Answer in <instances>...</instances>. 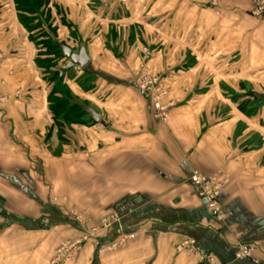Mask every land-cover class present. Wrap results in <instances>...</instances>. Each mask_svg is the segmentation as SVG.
<instances>
[{
  "label": "crops",
  "instance_id": "0c3cea01",
  "mask_svg": "<svg viewBox=\"0 0 264 264\" xmlns=\"http://www.w3.org/2000/svg\"><path fill=\"white\" fill-rule=\"evenodd\" d=\"M45 1L58 43L90 59L64 84L101 122L86 114L59 132L37 41L15 0H0V264H51L112 213L121 223L62 264H203L201 251L218 264H264V21L253 5ZM149 72L169 88L167 123L139 88ZM193 169L225 180L224 220L207 210ZM123 235L135 238L113 248ZM187 240L193 253L178 251ZM240 245L251 257L236 258Z\"/></svg>",
  "mask_w": 264,
  "mask_h": 264
},
{
  "label": "built area",
  "instance_id": "2783aa9c",
  "mask_svg": "<svg viewBox=\"0 0 264 264\" xmlns=\"http://www.w3.org/2000/svg\"><path fill=\"white\" fill-rule=\"evenodd\" d=\"M223 0H211V5L215 8L221 5ZM253 5L252 15L260 17L264 21V0H246ZM219 16V12L216 13ZM150 98L152 107L154 109V115L156 120L161 123H167L169 121L170 108L169 105L164 103L165 98L169 95V88L165 84L161 83L159 77L152 75V73H146L140 83L139 87ZM6 98L0 99V104L4 103ZM190 181L198 187L200 197L205 201L207 210L218 220L222 221L223 208L220 202V194L225 187V180L217 175H203L198 170L193 169L191 172ZM75 214V213H74ZM76 215V214H75ZM1 222V218H0ZM121 218L117 213H112L103 217L100 224L97 227L92 228L86 232L82 237L77 240L65 241L60 245V248L56 252L51 264H62L65 262H72L75 260L77 254L83 249L84 243L91 241L102 230L112 227L113 225L120 224ZM135 235H123L117 243L113 244V248L123 247L130 240H133ZM193 240H187L178 247V251L187 250L189 253L195 250ZM253 247L248 245H240L239 251L236 255L237 259H246L251 257ZM200 261L203 264H218L215 256L212 253L201 251L198 254Z\"/></svg>",
  "mask_w": 264,
  "mask_h": 264
},
{
  "label": "trees",
  "instance_id": "16d2710c",
  "mask_svg": "<svg viewBox=\"0 0 264 264\" xmlns=\"http://www.w3.org/2000/svg\"><path fill=\"white\" fill-rule=\"evenodd\" d=\"M15 3L21 22L28 32L38 29L43 30V33H41L43 41H39L38 46H42L45 53L39 55L36 63L44 71L45 80L53 86L49 96V108L59 132H63L65 126L83 124V118L86 117L84 105L77 101L71 90L64 84L65 77L61 79L59 76H55V72L57 73L64 66L59 67L63 59L62 52L59 50V43L55 36L56 29L50 23L51 15L45 13L46 1L15 0ZM33 22L37 23L33 25ZM32 41L34 40L32 39Z\"/></svg>",
  "mask_w": 264,
  "mask_h": 264
},
{
  "label": "water",
  "instance_id": "95a60500",
  "mask_svg": "<svg viewBox=\"0 0 264 264\" xmlns=\"http://www.w3.org/2000/svg\"><path fill=\"white\" fill-rule=\"evenodd\" d=\"M59 50L62 52V58L64 60H67V64L63 67V69L55 72V76H59L61 79L64 78L65 73L69 72L72 69H79L84 70L85 68L88 67L90 63V59L87 56L86 49L81 48L79 53H76L72 48L63 45V44H58ZM85 114L89 117V121L94 124H100L101 122V117L99 114H97L94 110H92L89 107H84Z\"/></svg>",
  "mask_w": 264,
  "mask_h": 264
},
{
  "label": "rangeland",
  "instance_id": "374dc122",
  "mask_svg": "<svg viewBox=\"0 0 264 264\" xmlns=\"http://www.w3.org/2000/svg\"><path fill=\"white\" fill-rule=\"evenodd\" d=\"M35 23H37V22H33V25H35ZM44 29V28H43ZM41 33H43V30H40V29H38V30H34V31H29V34H30V37L36 42V44L38 45V41L41 39L42 41H43V39H42V37H41ZM35 38V39H34ZM41 44V43H40ZM38 50H40L38 53H39V55H42V54H44L45 53V49L42 47V46H38ZM75 213V212H74ZM76 215H78L77 214V212L75 213Z\"/></svg>",
  "mask_w": 264,
  "mask_h": 264
}]
</instances>
